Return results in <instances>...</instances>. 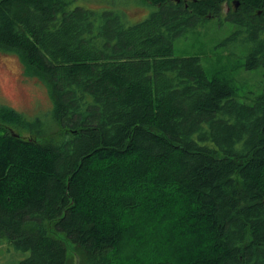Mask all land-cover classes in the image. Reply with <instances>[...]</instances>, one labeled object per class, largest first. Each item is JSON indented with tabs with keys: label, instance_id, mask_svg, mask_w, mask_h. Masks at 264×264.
<instances>
[{
	"label": "trees",
	"instance_id": "obj_1",
	"mask_svg": "<svg viewBox=\"0 0 264 264\" xmlns=\"http://www.w3.org/2000/svg\"><path fill=\"white\" fill-rule=\"evenodd\" d=\"M229 1L147 0L127 25L81 0H0V49L52 100L33 121L0 107V245L29 252L18 264H264V72L246 105L172 57ZM235 2L245 68L264 69V0Z\"/></svg>",
	"mask_w": 264,
	"mask_h": 264
},
{
	"label": "rangeland",
	"instance_id": "obj_2",
	"mask_svg": "<svg viewBox=\"0 0 264 264\" xmlns=\"http://www.w3.org/2000/svg\"><path fill=\"white\" fill-rule=\"evenodd\" d=\"M91 9L116 12L127 25L147 19L156 8L147 0H81ZM221 5L216 18L199 20L195 26L183 25L173 39V58L198 57L209 80L226 83L237 102L252 105L263 94L262 66L248 70L246 57L253 47L246 27L227 18L239 9L235 0ZM243 15V12H240ZM11 108L26 120L45 118L51 110L52 100L47 84L27 68L21 57L0 49V107ZM25 137L28 135H24ZM74 263L73 248L66 243ZM29 252L15 250L4 242L0 245V264H18Z\"/></svg>",
	"mask_w": 264,
	"mask_h": 264
},
{
	"label": "water",
	"instance_id": "obj_3",
	"mask_svg": "<svg viewBox=\"0 0 264 264\" xmlns=\"http://www.w3.org/2000/svg\"><path fill=\"white\" fill-rule=\"evenodd\" d=\"M223 6L226 7V9L224 10V13H226V12L228 11L227 3L225 2V3L223 4Z\"/></svg>",
	"mask_w": 264,
	"mask_h": 264
}]
</instances>
